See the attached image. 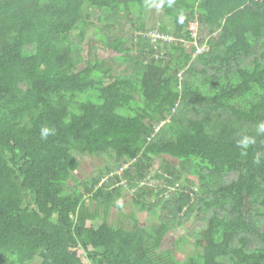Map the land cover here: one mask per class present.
<instances>
[{
	"label": "trees",
	"instance_id": "obj_1",
	"mask_svg": "<svg viewBox=\"0 0 264 264\" xmlns=\"http://www.w3.org/2000/svg\"><path fill=\"white\" fill-rule=\"evenodd\" d=\"M260 122L264 0H0V264H264ZM125 190L154 226L112 220Z\"/></svg>",
	"mask_w": 264,
	"mask_h": 264
},
{
	"label": "rangeland",
	"instance_id": "obj_2",
	"mask_svg": "<svg viewBox=\"0 0 264 264\" xmlns=\"http://www.w3.org/2000/svg\"><path fill=\"white\" fill-rule=\"evenodd\" d=\"M158 10V11H157ZM156 12L154 15H158V18L160 21L165 22L167 24H171V20L168 16L164 14L162 10H160L157 7ZM139 13H134L131 15V18L136 20V18H139ZM152 26H156L153 21H151ZM136 28V24L129 23L126 27H123L120 34L127 35L128 32H131ZM95 32L94 29L91 28L88 32L85 41L83 42V54L87 55L89 46L91 43H93V36ZM118 34V33H117ZM158 38L159 36L155 35L154 38ZM190 44H187L189 46ZM98 54L103 55L104 57H108L112 54L110 49L105 48L103 46L98 45ZM79 161L81 163L80 169L75 173V176L77 179H83L87 178L89 176H92L94 174H97L99 169L103 167L106 163H111V160L106 156H83L80 157L78 155ZM155 171V170H154ZM154 173V172H153ZM118 205H116L112 209V220L113 221H119L120 225L132 228L134 225V219L132 212L137 211V217L140 219V224L152 227L157 223L156 216L149 215L148 213L141 214L136 205L133 202V196L129 194L127 190H125L124 197L117 202ZM197 215V214H196ZM100 222H97L99 224ZM206 223L203 220L197 219V217L192 218L191 222L189 221V225L187 227H179L175 231H173L168 238L163 243L162 249L163 251H172L177 258L180 260L186 259L190 254L196 252L195 247L193 245V239L189 236V232L198 231L205 227ZM187 235V236H186ZM183 237H187L188 241H183ZM39 264V260L36 262Z\"/></svg>",
	"mask_w": 264,
	"mask_h": 264
},
{
	"label": "clouds",
	"instance_id": "obj_3",
	"mask_svg": "<svg viewBox=\"0 0 264 264\" xmlns=\"http://www.w3.org/2000/svg\"><path fill=\"white\" fill-rule=\"evenodd\" d=\"M174 2V0H168L169 6H171V4ZM183 20V17H181V22ZM257 134H264V122H260L257 125ZM55 134V130L54 129H50L48 127H44L41 129V138L42 139H47L49 135H54ZM255 143V139L254 137H250V136H243L241 137L238 141H237V146L246 151L248 149V147L252 144Z\"/></svg>",
	"mask_w": 264,
	"mask_h": 264
}]
</instances>
